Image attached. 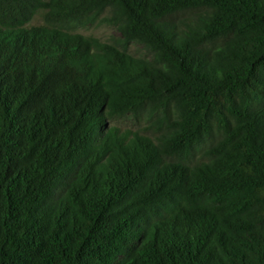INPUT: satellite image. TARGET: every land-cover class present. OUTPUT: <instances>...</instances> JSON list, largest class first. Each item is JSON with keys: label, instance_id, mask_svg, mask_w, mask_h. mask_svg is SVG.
<instances>
[{"label": "trees", "instance_id": "16d2710c", "mask_svg": "<svg viewBox=\"0 0 264 264\" xmlns=\"http://www.w3.org/2000/svg\"><path fill=\"white\" fill-rule=\"evenodd\" d=\"M0 264H264V0H0Z\"/></svg>", "mask_w": 264, "mask_h": 264}, {"label": "rangeland", "instance_id": "374dc122", "mask_svg": "<svg viewBox=\"0 0 264 264\" xmlns=\"http://www.w3.org/2000/svg\"><path fill=\"white\" fill-rule=\"evenodd\" d=\"M45 9L38 10L33 17L26 23V26L44 25ZM194 17V14L190 11H184L175 14L172 20L177 23L189 22ZM64 30L71 33H78L86 37H93L99 41L114 44L120 49H124L128 54L137 58H148L149 51L141 43L130 41L123 42L121 35L118 33L115 26L106 24L102 21H95L93 23L84 26H70L65 25ZM109 126H115L120 131L138 132L140 134L152 135V126L149 124L145 115L132 116L129 113L124 116L116 117L107 120ZM216 140V136L201 144V148L198 149L193 157L192 162H201L205 160L204 149L208 147L210 143Z\"/></svg>", "mask_w": 264, "mask_h": 264}]
</instances>
